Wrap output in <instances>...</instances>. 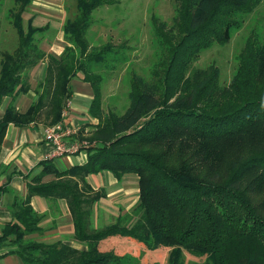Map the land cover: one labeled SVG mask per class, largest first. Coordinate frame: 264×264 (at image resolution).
Wrapping results in <instances>:
<instances>
[{
	"label": "trees",
	"instance_id": "obj_1",
	"mask_svg": "<svg viewBox=\"0 0 264 264\" xmlns=\"http://www.w3.org/2000/svg\"><path fill=\"white\" fill-rule=\"evenodd\" d=\"M33 1L13 0L8 12L18 42L12 52L0 51V106L13 99L0 117V147L9 125L61 122L75 78L93 90L88 114L97 123L89 141L96 145L83 149L85 164L59 170L43 161L37 174L27 176L26 195L13 199L0 248L11 247L6 253L23 264H121V255L99 248L118 236L146 250L169 249L168 264H179L183 251L206 258V264H264V45L248 39L226 85L217 67H193L202 50L224 44L240 27L238 17L261 0H175L171 26L152 16L159 54L148 78L132 74L121 116L104 113L103 76L93 70L113 71L114 47H91L86 38L92 13L117 1L74 0L77 13L62 24L67 45L60 56L45 53L36 40L48 25L35 26L32 18L23 23ZM41 62L46 67L35 97L25 112L18 111L14 100L29 91V72ZM103 170L117 180L137 175L138 203L97 227L92 217L103 192L93 191L86 176ZM47 175L52 179L44 182ZM33 195L66 200L73 239L85 249L31 237L43 231Z\"/></svg>",
	"mask_w": 264,
	"mask_h": 264
},
{
	"label": "rangeland",
	"instance_id": "obj_2",
	"mask_svg": "<svg viewBox=\"0 0 264 264\" xmlns=\"http://www.w3.org/2000/svg\"><path fill=\"white\" fill-rule=\"evenodd\" d=\"M116 1L123 5L117 3L113 6H102L92 13V24L87 31L86 38L91 47H99L106 43H110L114 47L115 53L112 57L116 61L111 63L113 71L110 73V71H104L96 66L93 70L96 73L100 72L103 76L101 87L104 113L112 111L121 116L129 106L128 93L132 74L135 73L140 77L148 78L149 71L155 64L159 54V50L153 42L151 17H156L171 26L176 17L177 2L175 0ZM13 7V0H0V51L12 52L17 46L18 37L8 18V12ZM76 13L74 0H34L23 14V23L25 25L26 21L32 18L36 26L47 24L49 29L42 36L37 35L36 40L39 47L45 52L52 49L57 51V48L53 47L66 46L63 40L64 37L60 39L62 37L63 22L66 19L73 20ZM116 15L120 16V23L118 24L114 23L117 18ZM238 21L240 27L229 34L224 44H214L202 50L193 64L194 68L199 69H205L211 65L217 67L219 80L223 85L228 84L234 75L238 64V56L249 38L253 37L258 45H264V0H261L252 13L239 16ZM76 79L70 84V90L73 92L69 101L71 102L70 110L72 113H76V111L74 112V106L77 105L75 96ZM66 104L64 109L68 111ZM39 121L43 122L42 119ZM88 124H82L84 130L80 132V137L89 143V146L96 145L95 142L89 141L93 125L89 127ZM82 151L84 152V150ZM68 157H65V159H68ZM70 159L73 164L77 161L74 157ZM55 164L66 167L62 161H57ZM134 192L132 190V193L128 194L130 198L126 207L131 206L130 204L132 206L127 211H131L138 203V198L134 196ZM120 202L122 201H119V204ZM94 215L92 218L94 225H96L98 222ZM99 248L101 251L113 250L121 255V264H168L169 249L146 250L143 245L123 237L107 238L100 242ZM8 260L11 259L2 258L0 264H4V261ZM13 260H16L15 256H13ZM206 262L207 259L204 257L193 256L183 251L179 264H206ZM13 264L15 263L13 262Z\"/></svg>",
	"mask_w": 264,
	"mask_h": 264
},
{
	"label": "crops",
	"instance_id": "obj_3",
	"mask_svg": "<svg viewBox=\"0 0 264 264\" xmlns=\"http://www.w3.org/2000/svg\"><path fill=\"white\" fill-rule=\"evenodd\" d=\"M117 3L120 2L117 1ZM119 18L120 16H117L114 21L115 24L120 23ZM35 24L36 23L33 21V25ZM60 39H63V32ZM64 47L65 45L62 47H53L57 48V51L54 49L49 52L43 51L47 54L60 56ZM45 67L46 63L41 62L29 72V91L24 95L18 96L14 100V105L18 111L25 112L32 103L35 97V88L44 76ZM79 76L81 77V75ZM73 80L70 84H72ZM76 80L75 96L77 105L74 106V112L76 111V113H72L70 110L71 102L69 101L71 100L73 93L70 90V97L66 100L67 104L65 103L68 111L63 108L61 121L65 124L77 126L80 129V132H82V124L89 123L88 125H95L97 120L88 117V108L93 99V90L91 86L88 83L81 81L79 78ZM11 103H13V99L8 97L3 99L0 106V117L5 108ZM47 127L48 126L45 125L44 121H38L36 124H30L22 128L9 125L6 129L0 147V185L3 186V189L0 190V232L4 223L11 217L10 206L14 197L16 195H26V183L29 180L27 176L31 173L32 175L37 174L41 170V166H39L41 162L51 161L59 170H63L72 165L86 163L87 154L85 151L69 156L68 159L62 157L52 160H44L46 155L52 151L51 146L45 141L44 130ZM79 139H81V137H79ZM71 157H74L77 160L75 164L71 161ZM57 161H62L66 167H62L60 164H55ZM50 179H52V176L47 175L43 178V181L47 182ZM86 181L93 191L103 192L94 206V217L98 222L95 226L97 227H102L113 222L118 214L127 211L132 206V204H130L131 206L126 207L130 198V195L128 194L132 193V190L135 191L134 196L138 198V176L132 173L124 174L120 180H117L110 171L103 170L96 174H88L86 176ZM119 201L122 202L119 204ZM30 203L33 209L41 215L40 225L43 230L40 234H33L31 237L47 243L63 240L78 249L86 248V245L78 243L73 239L74 227L69 207L65 199L52 200L33 195L30 198ZM10 249L11 247L6 246L0 248V259H11L4 261V264H13V262L15 264H23L20 257L16 254L6 253ZM13 256L16 257V260H13Z\"/></svg>",
	"mask_w": 264,
	"mask_h": 264
},
{
	"label": "built area",
	"instance_id": "obj_4",
	"mask_svg": "<svg viewBox=\"0 0 264 264\" xmlns=\"http://www.w3.org/2000/svg\"><path fill=\"white\" fill-rule=\"evenodd\" d=\"M80 129L63 121L47 127L44 130L45 141L51 146L52 151L44 160H52L79 154L89 143L79 139Z\"/></svg>",
	"mask_w": 264,
	"mask_h": 264
}]
</instances>
